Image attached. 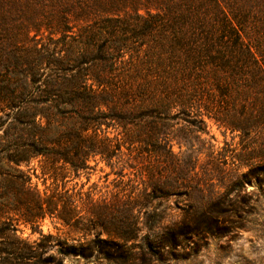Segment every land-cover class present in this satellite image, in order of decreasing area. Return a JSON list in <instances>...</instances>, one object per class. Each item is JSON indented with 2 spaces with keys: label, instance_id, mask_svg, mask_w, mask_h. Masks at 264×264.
<instances>
[{
  "label": "trees",
  "instance_id": "16d2710c",
  "mask_svg": "<svg viewBox=\"0 0 264 264\" xmlns=\"http://www.w3.org/2000/svg\"><path fill=\"white\" fill-rule=\"evenodd\" d=\"M176 109L235 131L264 125V0H0V264L54 260L52 236L18 240L8 211L33 231L46 216L80 224L71 196L40 195L22 164L41 156L66 178L124 147L136 159ZM115 124L111 138L103 126ZM260 174L264 165L244 177Z\"/></svg>",
  "mask_w": 264,
  "mask_h": 264
},
{
  "label": "rangeland",
  "instance_id": "374dc122",
  "mask_svg": "<svg viewBox=\"0 0 264 264\" xmlns=\"http://www.w3.org/2000/svg\"><path fill=\"white\" fill-rule=\"evenodd\" d=\"M177 113L158 121V143L143 144L136 159L124 147L118 158L94 156L66 178L54 176L41 156L22 164L40 195L71 196L80 224L46 216L33 231L20 212L8 211L11 235L33 245L41 232L51 235L44 254L51 264H264L263 175L244 177L264 165V125L235 131L208 117L173 118ZM103 129L111 138L123 130ZM156 166L160 174L152 177ZM207 212L212 219L203 228ZM72 246L90 255L69 254Z\"/></svg>",
  "mask_w": 264,
  "mask_h": 264
}]
</instances>
